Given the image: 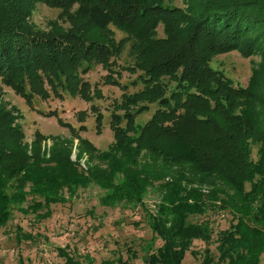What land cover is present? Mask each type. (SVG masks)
Here are the masks:
<instances>
[{"label": "trees", "instance_id": "trees-1", "mask_svg": "<svg viewBox=\"0 0 264 264\" xmlns=\"http://www.w3.org/2000/svg\"><path fill=\"white\" fill-rule=\"evenodd\" d=\"M27 1L60 10V19H86L100 32L111 25L116 26L126 35V41L130 42L129 53L136 62L143 57L148 58L155 50L160 52V59H155L152 64L150 60L146 63L137 62L138 68L145 72V77L139 79L146 85L144 91L134 93L132 101L155 102L159 108L141 129L136 141L140 142L146 133L151 141L163 136L173 137L181 149H173L175 146L172 142L159 152L163 151L161 155L169 160L167 163L177 165L178 160L187 163L192 168L189 173L196 175L198 181L173 177L162 184L166 192L158 207V217L154 216L148 222L153 242L158 240L162 244L145 253L142 263L183 264L188 252L196 256L197 253L191 250L194 241L210 243L212 230L208 221L192 223L190 218L204 216L209 209L217 208L230 215L231 222L228 228L217 233L214 242L216 256L205 249L201 264H262L264 0H186V10L172 6V0H0V77L13 78L20 74L19 77L23 78L27 73L25 61L30 60L36 66L38 51L41 52L46 45H52L56 51L64 49L68 55H73L66 62L75 61L76 56L81 54L79 62L97 60L98 64L103 65L114 54L112 45L84 38L79 30L56 35L48 40L36 35L22 21L31 7ZM160 24L163 25L165 37L156 39V29ZM231 51H237L247 58H260L246 88L233 87L209 66L214 56ZM54 54L53 51L46 56L53 59ZM69 67L68 62L62 66L55 62L52 71L47 74L50 79H42L41 82L49 83L53 89L60 86L61 91L67 90L72 95L82 94L85 97L87 94L79 88L78 81H70L71 76L67 72ZM73 67L74 70L78 68ZM82 70H86V67ZM165 76L175 83L169 97H162L163 89L158 85V81ZM19 90L26 97L24 84ZM58 94L57 91L56 96ZM49 96V92L45 93L44 98ZM146 106L143 105V111H146ZM140 113L125 110L122 114H114L113 118L119 120V123L113 125L117 143L112 151H124V138L135 142L126 136L127 129L120 125L126 118H133ZM0 124L1 130L7 127L4 120ZM17 145L15 147L12 143V149L0 146V218L5 217L9 199H23L22 193H14L11 198H7L5 190H8L6 185L10 180L16 182V186L10 185L11 191H19L26 184L60 185L47 190L50 196L43 199L46 206L52 203L64 204L60 200L48 199L63 187L77 185V179L80 178L86 180V184L95 182L104 189L117 188L126 201L132 200V194L140 190V186L133 180L134 172L130 170L127 174L120 171L122 164L113 160L110 151L102 152L99 157L108 164L107 160L114 163V172L102 173V170L98 172L95 169L84 172L68 156L62 155L52 161L54 167L48 166V160H33L35 165L29 167V158L22 147ZM167 147L170 150H166ZM254 149L257 152L256 160L252 159ZM20 167L22 174L18 177ZM161 175L144 176L141 180L145 178L152 183L161 180ZM116 176L120 178L118 184ZM216 177L220 178V184ZM185 184L190 186L186 187ZM246 184L250 186L249 190L245 189ZM202 185L209 190L207 194L198 188ZM230 187L237 191L241 202H236L228 192L227 188ZM60 253L65 258L64 264H82L63 250ZM135 258L133 253L131 259L123 260L119 257L116 262L106 260L99 264H134L131 260Z\"/></svg>", "mask_w": 264, "mask_h": 264}, {"label": "rangeland", "instance_id": "rangeland-1", "mask_svg": "<svg viewBox=\"0 0 264 264\" xmlns=\"http://www.w3.org/2000/svg\"><path fill=\"white\" fill-rule=\"evenodd\" d=\"M27 3L31 7L22 21L36 35L48 40L56 35L79 30L84 38L112 45L114 54L103 65L98 64L97 60L79 62L81 54L76 56L75 61H67L70 64L67 71L68 76H71L70 81H78L79 88L87 94L85 97L82 94L72 95L73 93L67 90L61 91L60 86L53 89L49 83L41 82L42 79H50L47 74H50L48 72L52 71L51 67L55 62L62 66L67 63V58H73L66 50L56 51L52 45L49 47L45 44L46 46L41 48L42 51H38L36 66L30 60L25 61L27 73L23 78L19 77L20 74L13 78L0 77V122L4 120L7 123L5 129H0V146L12 149L11 144L14 143L17 147L18 143L29 158V167L35 165L33 160H48V166L54 167L55 163L52 161L62 155L68 156L69 160L78 164L84 172L95 169L98 172L102 170V173L114 172L116 168L110 160H107L108 164L99 157L102 152L110 151L113 160L121 162L120 171L127 174L130 170L134 172L133 180L140 186V190L132 194V200L126 201L117 188L104 189L99 187L98 183L86 184L83 178H76L77 185L63 187L48 199L60 200L64 204L52 203L46 206L43 199L50 196L47 190L60 185L26 184L19 191H11L10 185L16 186V182L10 180L11 184L8 183V190H5L7 198H11L14 193H22L23 199L21 202L9 199L5 217L0 218V264H19L20 261L23 264H64L65 258L61 257L60 250L82 264H99L106 260L116 262L119 257L127 260L131 259L133 253L136 258L131 261L134 264H143L144 254L162 244L158 240L153 242L148 223L154 216L158 217V207L166 192L162 184L173 177H183L184 181H198L196 175L189 173L192 168L187 163L182 160H178L177 165L167 163L169 160L161 155L163 151L159 152L172 142L175 146L173 149H181V145L174 142L173 137L163 136L151 141L146 133L140 142L136 141L141 129L159 108L155 102L132 101L134 93L144 91L146 85L139 79L145 77V72L138 68L137 62L146 63L150 60L152 64L155 59H160V52L155 50L148 58L143 57L136 62L129 53L130 42L126 41V35L116 26L111 25L100 32L86 19L74 17L67 21L60 19L58 9L42 3ZM170 4L181 10L188 7L186 0H172ZM164 37L163 25L160 24L156 29L155 38ZM53 51L55 57L48 58L46 54ZM259 62L258 56L247 58L237 51H231L214 56L209 66L233 87L246 88L252 70ZM73 66L78 68L74 70ZM83 67H86V70H82ZM158 83L163 89L162 97H169L175 87L174 81L165 76ZM23 84L26 97L19 90ZM48 92L50 96L44 98ZM143 105H147L146 111H143ZM125 110L136 111V114L141 112L133 118H126L120 125L127 129L126 136L137 143L124 138V151H112L117 143L113 125L119 123V120L113 117L114 114H122ZM166 150L170 149L167 147ZM256 154L254 149L253 160L257 159ZM29 167L27 166L28 169ZM21 168L17 172L18 177L22 174ZM157 175L163 178L152 183L145 178L141 180L144 176ZM119 179L116 176L117 184ZM219 180L220 178L217 180L220 184ZM198 188L203 194L209 192L203 185ZM249 188L246 184L245 189ZM227 190L236 202H241L237 191L231 187ZM1 208L2 205L0 214ZM216 209H209L204 216L190 218L192 223H210L212 241L206 244L194 241L191 250L197 255L193 256L188 252L183 264H201L205 249L209 250L212 256H216L214 242L217 233L228 228L231 222L230 215ZM146 213L150 215L147 216ZM261 263L264 264V257L261 258Z\"/></svg>", "mask_w": 264, "mask_h": 264}]
</instances>
